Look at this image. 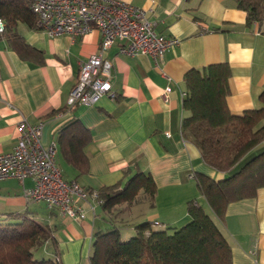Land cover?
<instances>
[{
  "label": "crops",
  "instance_id": "crops-1",
  "mask_svg": "<svg viewBox=\"0 0 264 264\" xmlns=\"http://www.w3.org/2000/svg\"><path fill=\"white\" fill-rule=\"evenodd\" d=\"M144 8L155 31L176 36L180 42L161 60L117 53L116 45L104 55L112 62L114 98L103 96L94 104H67L79 64L98 51L101 34L93 29L82 36L49 35L19 22L15 32L40 55L22 58L0 34V153L12 149L19 133L18 121H42L41 143H55V163L65 180H75L88 190L118 183L126 171L149 172L156 185L153 206L138 199L120 204L116 224L150 221L154 228L179 226L189 220L186 204L194 200L214 217L231 248V264H264V186L255 196L228 203L224 217L212 214L198 190L194 174L220 179L224 172L205 164L199 149L185 140L180 125L185 111L181 90L191 68L226 61L231 70L226 97L233 113L264 106V23H246V12L234 0H123ZM41 59V62H40ZM171 87L168 99L161 94ZM78 119L90 133L84 147L85 172L65 161L56 140L57 130ZM165 132L169 134L166 135ZM23 182L0 180V216H25L51 230L37 251L58 257L61 264H90L94 233L109 226L106 212L92 196L78 199L82 218L63 214L41 201H28ZM156 221V223H155Z\"/></svg>",
  "mask_w": 264,
  "mask_h": 264
},
{
  "label": "trees",
  "instance_id": "trees-1",
  "mask_svg": "<svg viewBox=\"0 0 264 264\" xmlns=\"http://www.w3.org/2000/svg\"><path fill=\"white\" fill-rule=\"evenodd\" d=\"M30 1L0 0V16L4 21L0 34L6 36L22 58L33 53L40 55L39 50L15 32L19 22L36 27ZM234 1L246 12L247 24L264 23V0ZM230 75V66L223 61L191 68L183 76L185 115L180 132L199 149L205 164L225 173L220 179L201 172L194 174L207 206L220 220L228 203L253 197L264 186V149L244 159L252 149L264 144V106L231 112L226 103ZM259 100L264 103V89ZM55 136L65 161L80 173L85 172L88 129L78 119H70ZM97 194L110 224L94 233L90 264H231L228 241L214 217L194 200L186 204L189 220L184 224L154 228L150 221H138L135 234L127 240L121 239L119 227L128 223H115L116 206L131 204L140 195L153 206L156 185L149 172L126 171L121 181L102 186ZM50 237V228L33 219L0 216V264H61L56 256H35Z\"/></svg>",
  "mask_w": 264,
  "mask_h": 264
},
{
  "label": "built area",
  "instance_id": "built-area-1",
  "mask_svg": "<svg viewBox=\"0 0 264 264\" xmlns=\"http://www.w3.org/2000/svg\"><path fill=\"white\" fill-rule=\"evenodd\" d=\"M29 8L36 17V27L49 35L67 33L75 37L93 29L101 34L98 51L79 64L76 82L67 98L70 108L94 104L103 96H116L111 84L113 65L104 55L111 46L116 45L118 54H144L159 61L180 42L176 36L155 31L144 8L123 0H31ZM3 28L0 16V32ZM170 91V86L164 88L161 96L165 101ZM180 94L184 97L186 90ZM17 127L19 133L12 149L0 153V180L16 178L23 182L26 177L31 178L32 186L24 190L28 201L44 202L75 218L84 216L78 199L92 196L101 202L97 191L63 179L55 163V143H41L42 121L29 123L22 118Z\"/></svg>",
  "mask_w": 264,
  "mask_h": 264
},
{
  "label": "rangeland",
  "instance_id": "rangeland-1",
  "mask_svg": "<svg viewBox=\"0 0 264 264\" xmlns=\"http://www.w3.org/2000/svg\"><path fill=\"white\" fill-rule=\"evenodd\" d=\"M264 149V144H259L257 147H255L254 149H252L246 156L244 159H247L248 157H250L252 154L260 151ZM243 159V160H244ZM242 160V161H243ZM139 199H142L141 195L139 196ZM146 200V199H145ZM147 201V200H146ZM139 223L137 222V220H132L130 223L126 224V225H120L119 227V231H120V237L122 240H127L128 238H130L131 236H133L135 234V225ZM182 224H179V226ZM169 230V229H167ZM35 256L36 257H40L37 253V251L35 252Z\"/></svg>",
  "mask_w": 264,
  "mask_h": 264
}]
</instances>
